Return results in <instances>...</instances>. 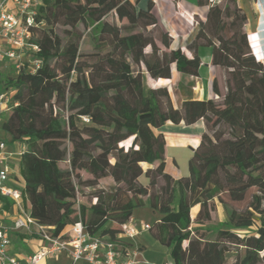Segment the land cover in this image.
<instances>
[{
	"label": "trees",
	"instance_id": "16d2710c",
	"mask_svg": "<svg viewBox=\"0 0 264 264\" xmlns=\"http://www.w3.org/2000/svg\"><path fill=\"white\" fill-rule=\"evenodd\" d=\"M197 1L208 9L187 45L190 55L172 47L152 0L146 8L140 0H40L32 40L42 65L33 72L0 63V91L14 88L18 102L2 115L0 140L26 144L19 162L25 205L54 234L82 221L90 233L115 238L135 208L148 206L160 214L149 231L173 264H264V63L237 0ZM87 30L92 50L83 52ZM200 47L211 49L226 91L221 95L214 78L221 98L194 99L180 82L187 97L175 106L164 86L172 65L198 76ZM6 64L10 73L2 71ZM146 73L158 86L145 84ZM198 120L205 131L190 174L175 178L166 171V140L157 129ZM107 177L112 189L101 183Z\"/></svg>",
	"mask_w": 264,
	"mask_h": 264
},
{
	"label": "built area",
	"instance_id": "2783aa9c",
	"mask_svg": "<svg viewBox=\"0 0 264 264\" xmlns=\"http://www.w3.org/2000/svg\"><path fill=\"white\" fill-rule=\"evenodd\" d=\"M38 3L40 0H0V63L8 60L15 64L17 70L28 67L33 72L42 65L41 59L35 56L40 46L32 40V27L37 24L35 6ZM257 59L264 63V49L260 59ZM13 92L14 88L0 91V121L3 113L18 104L13 101ZM84 119L88 121V118ZM15 144L19 146L16 149ZM25 150L26 144L23 142L9 145L0 140V212L3 198L11 199L18 210L12 224H7L0 213V264H41L44 259L61 253H67L73 264L143 263V249L139 246L125 247L123 241H136L139 235L150 229L151 224L148 222L139 226L130 217L120 223V231L116 237L110 238L90 233L82 221L54 234V226L44 225L33 217L25 205L24 179L12 165L15 156L19 157L18 163L20 162ZM13 231L37 236L43 244L40 249L27 256L13 254L10 252Z\"/></svg>",
	"mask_w": 264,
	"mask_h": 264
},
{
	"label": "crops",
	"instance_id": "0c3cea01",
	"mask_svg": "<svg viewBox=\"0 0 264 264\" xmlns=\"http://www.w3.org/2000/svg\"><path fill=\"white\" fill-rule=\"evenodd\" d=\"M148 1L149 0H140L138 6L146 8ZM152 1L154 2V12L157 15L160 26L168 31L173 37L172 47H181L190 55L191 52L188 50L187 45L193 41L198 32V20L204 21L206 19L208 7L200 6L197 0H179L178 2L173 0ZM215 1L221 2L223 0ZM237 1L239 6L247 14L248 20L245 25V30L249 36V41L254 54L260 59L264 49V0ZM257 45L258 48L256 49L255 46ZM199 52L202 58V64L198 76L181 73L176 69L175 64L172 65V76L169 79L176 85L174 91L176 100L172 99L175 106H179L187 97L183 96L177 89L180 82L192 89L191 97L194 99L204 100L212 98L219 100L221 95L226 91L223 70L220 66L212 64L211 49L209 47H200ZM214 78L218 80L221 95L213 89L212 84ZM152 80L150 86H158L156 85L155 79L152 78ZM204 131L205 123L203 120H198L193 124H186L185 122L173 123L168 121L157 129V132L162 133L166 140V171L168 173L175 178L186 174L187 160L191 159L193 156L194 150L199 145ZM17 147H19L18 144H15V149ZM18 158L19 157L15 156V171L20 172ZM182 161L185 162V166L182 165ZM108 178L110 181L114 182L111 177H107L103 178L101 183ZM141 178L142 176L140 177L141 182L147 184L146 182H143ZM144 199L147 200V197ZM7 201L12 202L9 198H3V206L0 213L7 224H12L14 218L18 214V210L16 206L13 205V202L11 205H7ZM197 209V207L194 208L195 211H197ZM218 209L220 211V220H225L226 214H224L220 206H218ZM221 213L224 215H221ZM143 215L144 214L140 211L135 213L134 209L132 217L139 226H141L143 222L153 224L160 219L159 213L157 218L152 222L148 221ZM11 235L12 244L10 246V252L22 257L37 251L43 244L39 237L29 235L22 231H13ZM137 239H140L144 244L142 245V258L144 260L142 264H173L169 249L160 244V242L151 235L149 230L144 231ZM168 256L170 259L167 258ZM41 264H73V262L66 253H61L53 258L48 257L44 259ZM77 264H85V262H79Z\"/></svg>",
	"mask_w": 264,
	"mask_h": 264
},
{
	"label": "rangeland",
	"instance_id": "374dc122",
	"mask_svg": "<svg viewBox=\"0 0 264 264\" xmlns=\"http://www.w3.org/2000/svg\"><path fill=\"white\" fill-rule=\"evenodd\" d=\"M107 19L109 21H111V22L117 20L116 19V16L114 14L108 15L107 16ZM58 30L63 35V33H62L63 28L62 27H58ZM255 48L257 49L258 48V45L255 46ZM91 50H92V39H91V37L89 35V30H87L85 32L84 36H83V39H82V51L83 52H88V51H91ZM147 51H150V48H147ZM9 67H7V64H6V66L4 68H2L3 69L2 71H4V73H10L11 70H10ZM143 69H145V68L143 67ZM152 81H153L152 80V77L148 73H146V75H145V84L147 86L151 87L150 84H151ZM164 86H167L168 87V89L170 91V94L173 97L172 99L176 100V96H175V93H174L176 85L173 84L172 80L169 81V82H167ZM189 162H190V159L187 160V170H186V174L183 175V176H188L190 174ZM12 165L15 167L16 166L15 165V162ZM142 165H143L144 169H146V168L149 167V164H147V163H142ZM182 165L185 166V162L184 161H182ZM84 175L86 176L87 174H84ZM141 179H142L143 182H146V183L149 181L148 178H147V176L145 174L142 175V178ZM102 185H104V187L107 188V189H112L115 186V183L112 182V181H110L109 178H108V179L104 180V182L102 183ZM90 195H91V192L89 190H85L84 197H83L84 200L89 199ZM241 205H243V203ZM218 206H220L221 209L223 210L224 214H226L223 206L221 204H219ZM138 211L142 212L144 214L143 216L148 221H151V222L154 221L157 218V215H158V212H154V211H152L148 207H138V208H135V213H137ZM224 214L221 213V215H224ZM222 217H224V216H222ZM217 218L218 219L221 218L220 217V211H219V209H218V212H217ZM112 225L118 227V224H112ZM142 245H144V244L140 241V239H136L135 243L133 244L134 247L139 246V247H142L143 248ZM66 255H68V254L66 253ZM53 257H55V256H52L51 258H53ZM167 258L170 259L169 256Z\"/></svg>",
	"mask_w": 264,
	"mask_h": 264
}]
</instances>
